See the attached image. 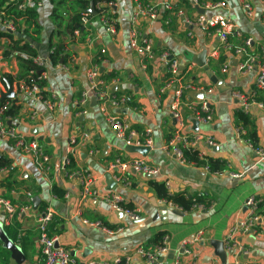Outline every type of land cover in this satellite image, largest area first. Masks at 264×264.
<instances>
[{"label": "crops", "instance_id": "crops-1", "mask_svg": "<svg viewBox=\"0 0 264 264\" xmlns=\"http://www.w3.org/2000/svg\"><path fill=\"white\" fill-rule=\"evenodd\" d=\"M141 1L145 5L158 7L154 19L139 17L132 23L131 0H113L116 23L114 35L104 31L98 18H90L82 27L86 34L83 43L78 42L80 34L74 33L76 42L69 47L71 59L64 67H54L46 61L43 90L46 99L53 100L52 109L42 104L26 102L16 96V84L10 86L13 93L11 100L17 102L20 108L12 124L26 139L38 141L51 163V169L48 173L42 172L30 156L23 155L10 142L0 139V157L9 159L16 170L17 191L13 198L19 203H25L29 199L31 208L18 220L20 230L32 241L31 244L24 242L25 250L22 249L21 242L16 244V240L8 238L0 219V227L6 237L20 249L23 257L21 263H10L11 252L7 250L8 264H37L41 259L36 230L39 207L52 208L54 217L50 229L57 238V245L66 250L78 264L97 260L111 261L138 247L152 250L160 236L169 237L168 251L156 264H173L179 256L177 251L181 243L198 232L204 234V241L195 244L191 254H181L179 264H235L241 261L264 264V214L253 242H250V237L235 235L231 242L233 250L229 253L230 250L225 248L223 259L216 255L211 246L212 241H219L224 245L230 230L244 217V203L249 197H255L264 203V162H259L249 147L242 140L236 139L235 127H242L234 123L235 112L240 109V104L231 96L235 91L249 93L256 72L239 74L237 58L232 52L221 51L215 36H207L198 27L184 25L177 12L181 10L187 16L194 15L189 0ZM221 1L227 4L225 10L207 11L203 15L209 18L217 13L224 14L240 31L241 36L251 40L254 49L260 47L264 50V1L247 0L253 11L250 17L245 15L237 0ZM161 4H168L171 10H164ZM51 12V4L48 0H43L42 6L37 10L41 35L35 48L44 59L48 56L49 39L55 30ZM132 26L143 37L151 40L157 54L168 52L183 67L193 65L194 68L189 73L192 79L211 84L204 70L194 62L197 56L206 51L209 71L222 86L219 90L213 85L215 90L209 97L214 108L213 121L208 126L195 129L190 113L183 110V132L198 131L213 138L217 144L214 148L201 144L199 150L206 155L207 161L212 159L223 162V172L215 174L200 166L180 165L163 152L168 138L177 127L169 113L172 95L159 92L158 82L162 75L159 61L155 58L143 68V61L130 49L129 34ZM221 54L224 56L223 63L218 61ZM96 55L100 64L94 63ZM3 63L5 65L0 67V74L5 71L15 75V60ZM92 66H97L100 77L112 75L110 79H101L113 94L129 98L127 105L113 112L135 132H150L152 146L144 147L148 150L147 153L133 152L130 147H126L107 124L98 104H89L83 115L77 110L76 104L81 92L88 88L86 72ZM223 66L227 67L225 71H222ZM6 93L7 88L0 82V98ZM184 97L191 99L192 95L186 94ZM261 99L264 101V93H261ZM31 109H37L39 114L35 122L27 119ZM246 114L253 123L257 146L264 148V114L256 110ZM133 158L144 159L158 173L148 177L129 171L124 175L127 187L121 190L113 181L110 166L115 159ZM69 164L74 168L67 170L66 166ZM75 170L91 175L99 193H121L126 200V207L141 210V219L131 222L124 216L119 217L101 200L88 199L80 202L78 182L67 177L68 172ZM108 175L113 185L107 184ZM165 182L169 183L171 194L202 197L209 203L208 208L186 212L174 207L159 206L158 186L162 185L165 189ZM53 187L58 193L54 195L56 197L51 193ZM33 197L39 199L36 209L31 203ZM173 210L180 213L174 214ZM83 221L99 222L113 234L85 225ZM0 242L3 247L1 240ZM238 246L245 249L248 255L239 256ZM132 264L144 262L135 257Z\"/></svg>", "mask_w": 264, "mask_h": 264}, {"label": "built area", "instance_id": "built-area-1", "mask_svg": "<svg viewBox=\"0 0 264 264\" xmlns=\"http://www.w3.org/2000/svg\"><path fill=\"white\" fill-rule=\"evenodd\" d=\"M241 8L245 12L247 17L252 15V8L247 0H237ZM262 2L264 0H261ZM190 9L194 15L183 14L181 10H178L177 14L182 18V21L187 27H198L207 36H215L220 46L221 51L232 52L237 58V70L241 75H247L256 72L253 87L247 94L235 91L232 92V99L240 104V109L245 113H249L252 110L261 111L264 114V101H255L256 98H261V93H264V50L261 48L259 54H252L247 48L251 45V40L244 38L241 42V47H233L230 44V39L241 38L240 31L233 26L231 21L221 13H217L209 18H206L203 14L207 11L225 10L227 4L224 1L219 0H189ZM33 4L35 8H40L43 4V0H27V3L19 6V9H24L26 6ZM133 13L132 23L139 17H147L148 19H154L158 13V7L149 6L143 4L141 0H131ZM164 10H171L168 4H161ZM115 8L113 1L100 2L96 5V9L99 11L98 20L103 27L104 31L109 35H114L116 31L115 25L111 22L110 14ZM198 10H202L203 14H200ZM2 15V14H1ZM0 15V34L2 32H8L15 34L16 27L10 23L2 20ZM88 15H85L81 22L82 25L88 23ZM264 21V17H263ZM190 35V34H189ZM4 41L0 37V43ZM129 47L142 61L143 68H146V64L151 63L155 58L159 61V65L162 69V75L159 79V92L171 93L172 102L169 107V113L171 118L176 123V128L172 131L168 138L163 152L172 157L178 164L186 165L191 164L198 166L195 162L188 161L185 157V152L193 151L196 153L198 161L203 162L202 167L205 171H209V163L206 159V155L200 152L199 147L201 144L208 148H214L217 144L211 137L204 136L201 133L196 132H183L184 120L182 118V111L186 110L190 113L192 122H196L197 126H208L212 123L214 117V108L209 97L213 94L215 88L213 85L205 82L192 79V75L189 74L194 66L190 65L183 67L180 62L171 56L168 52L156 53L151 40L142 36V34L132 26L129 34ZM46 59L37 56L34 62L44 68L46 66ZM4 61L1 58L0 53V67H4ZM64 67V66H60ZM227 69L223 66L222 71ZM8 74L10 72L3 71L0 76ZM14 76V75H13ZM88 81V88L81 92L80 98L77 102V109L80 114L85 113L86 107L90 104L92 99L97 100L99 109L104 115L107 124L114 131L116 137L121 140L126 147H151L152 138L150 132L139 134L131 128V126L120 119L113 111L127 105L129 98L127 96H116L105 85V82L101 79L97 66H92L86 72ZM41 80H46V72H41ZM42 88L33 85L27 86L24 83L16 84V96L27 102H32L37 105H45L48 109L53 108L52 101L43 99ZM192 95L191 99H185L184 95ZM200 96V97H199ZM53 98V97H52ZM9 102L0 104V139L11 143L12 147L22 153L25 156H30L35 165L44 173H48L51 169V163L43 152L36 139H26L21 135L16 127L5 116L6 110L9 108ZM39 117L37 109H31L27 119L31 122H35ZM235 136L237 140H242L251 150L252 154L259 162H264V148L261 146L254 147L251 142L246 139V132L242 127H235ZM199 167V166H198ZM110 171L113 172V181L120 189H125L127 183L124 175L132 171L134 173L142 174L148 177H153L158 173L155 167L149 165L144 159L133 158L129 160L115 159L110 166ZM4 174V170L0 171ZM69 179H75L78 182L80 188L79 197L80 202L90 200H101L107 204L114 214H122L127 220L131 222H138L141 219V210L139 208L126 207V200L119 192H107L101 194L97 191L94 185V179L91 175L85 172L72 171L68 173ZM165 189L168 194H171L169 183L165 182ZM159 206L174 207L170 203H166L164 200L157 202ZM259 200L255 197H249L245 203L244 217L237 222L236 226L229 232L227 240L224 242V248L227 250H233L231 244L235 235H241L243 237H256L257 226L261 224L262 217L259 212ZM177 208V207H174ZM201 208L200 206H193V209ZM30 206H21L16 208L11 202L4 198L0 193V219L4 227H10L13 224L15 218L19 219L22 215H25L30 211ZM179 209V208H177ZM54 217V211L51 207L45 208L39 213L36 230L38 233L37 241L40 246L41 259L37 264H78V262L71 257V255L61 247L57 245V238L51 235L49 225ZM83 224L96 228H101L105 233L112 235L108 229L103 228L99 222L89 223L83 221ZM23 232L19 231L16 237V244L21 242ZM169 237L164 236L161 239L159 246H156L152 250H146L144 248H135L130 253L123 255L122 257H115L111 261L97 260L90 261L87 264H132L133 258H140L144 264H156L160 257L168 251ZM204 241V234L198 232L192 238L185 240L181 243L177 251V258L173 264H179L178 259L181 254H191L192 248L197 243ZM180 251V252H179ZM237 253L239 256L248 255L245 249L238 246ZM235 264H248L247 262H236Z\"/></svg>", "mask_w": 264, "mask_h": 264}, {"label": "trees", "instance_id": "trees-1", "mask_svg": "<svg viewBox=\"0 0 264 264\" xmlns=\"http://www.w3.org/2000/svg\"><path fill=\"white\" fill-rule=\"evenodd\" d=\"M52 6L51 20L54 24L55 30L51 34L49 39V53L46 58L47 63L54 67L64 66L71 59V52L69 47L76 42L75 34H80L78 42L83 43L85 41V32L81 31L82 18L88 15V19H96L99 16V11L96 9V5L100 2H110L113 0H48ZM27 3V0H0V15L2 20L10 22L16 27L15 34L8 32H2L0 37L4 39L5 44L0 43L1 58L4 62H8L12 59L15 60L17 71L13 76L4 74L0 76L1 84L7 88V85L12 86L17 83H24L27 86L37 85L42 88L41 95L43 99H46V93L43 90L46 80H41L40 73L46 72L45 67L38 66L34 59L39 56L35 45L40 42L41 26L38 23L37 8L33 4H29L24 9H19L20 5ZM93 9L94 14L89 12ZM111 22L115 25V12L112 10ZM243 36L239 39H230V44L233 47H241ZM252 54H259L261 48L254 49V44L251 42L249 48H247ZM224 56L221 54L219 62L223 63ZM95 64H100L98 55L94 59ZM102 79H110L112 75H101ZM17 95V94H16ZM115 95V93H114ZM24 100V99H23ZM26 101V100H25ZM255 101H263L260 97ZM9 102L10 106L5 112V116L13 123L14 119L18 116L20 108L17 102L12 100H6L0 98V104ZM27 102V101H26ZM78 110V109H77ZM79 111V110H78ZM235 125H241L246 131V139L251 144L257 146L256 133L253 129V123L250 121L249 115L242 110L235 112L234 118ZM185 157L188 161L195 162L198 166L203 165V162H199L197 155L193 151L185 152ZM209 170L211 173H221L225 169V164L220 161L208 159ZM74 168L72 164L66 166L67 170ZM4 170V174L0 176V193L6 199H8L12 205L19 208L21 205L30 206V200L27 199L25 203H19L13 195L17 191L16 170L12 167L11 161L5 157H0V171ZM69 173V172H68ZM68 175V174H67ZM157 197L160 200H164L166 203H170L172 206L177 207L183 211L192 210L193 206H200L202 209H207L209 203L202 197H186L182 193L168 194L162 185L158 186ZM51 193L58 194L56 188H52ZM56 197V196H54ZM259 212L263 216L264 203L259 200ZM43 207H39V211L42 212ZM21 218V217H20ZM19 218V219H20ZM15 218L13 224L10 227H4V230L11 241H15L20 230L18 220ZM49 230L53 235L50 225ZM21 231V230H20ZM161 236L157 239L156 246L161 243ZM24 242L32 243L31 238L25 236L23 233L21 239V247L25 250ZM9 252L4 249L0 242V263L8 264Z\"/></svg>", "mask_w": 264, "mask_h": 264}, {"label": "water", "instance_id": "water-1", "mask_svg": "<svg viewBox=\"0 0 264 264\" xmlns=\"http://www.w3.org/2000/svg\"><path fill=\"white\" fill-rule=\"evenodd\" d=\"M89 12L91 14H94L93 12V9L91 8L89 10ZM198 12L200 14H203V11L202 10H198ZM81 31H83V28L81 29ZM194 62L195 64L202 68L207 76V78L209 79V81L211 82L212 85L214 86H217L219 88V90H221V83L220 81L215 77L213 76L210 71H209V68H208V65H207V60H206V51H203L199 56H197L196 59H194ZM200 97V96H199ZM13 98V93L11 91V88L9 85H7V93L4 94V95H1V99H6V100H11ZM97 104V100L95 99H92L91 102H90V106H95ZM193 126L195 129H197V123L196 122H193ZM132 149L133 152H140V153H147V149L144 148V147H130ZM106 180H107V184L108 185H113V182L111 181V178L110 176H106ZM38 202H39V199L37 197H33L31 199V203L33 205V208L36 209L37 208V205H38ZM53 203V202H52ZM51 203V204H52ZM173 213L174 214H178L180 213L178 210H173ZM117 216L121 217L122 214H117ZM0 240L2 241L3 243V247L4 249L8 250L11 252V258H10V263H13V262H16V263H21L23 261V257L21 255V252H20V249L15 246L14 244H12L8 238L6 237L3 229L0 227ZM250 242L254 240L253 237H250L249 238ZM211 246L213 247L216 255L220 258V259H223L224 258V245L222 242H219V241H212L211 242ZM229 253H231V251H229Z\"/></svg>", "mask_w": 264, "mask_h": 264}]
</instances>
